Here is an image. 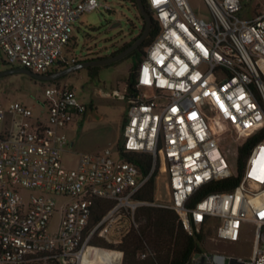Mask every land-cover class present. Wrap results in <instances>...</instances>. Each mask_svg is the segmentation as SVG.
Instances as JSON below:
<instances>
[{
    "label": "built area",
    "instance_id": "1",
    "mask_svg": "<svg viewBox=\"0 0 264 264\" xmlns=\"http://www.w3.org/2000/svg\"><path fill=\"white\" fill-rule=\"evenodd\" d=\"M203 1L209 20L198 18L189 0H146L159 30L124 95L122 153L151 155L153 169L161 158L168 202L136 199L151 173L141 177L118 146L73 150L64 130L83 120L87 106L70 84L48 82L39 113L0 102V121L11 117V128L0 133V264H122L118 246L138 227L136 210L149 205L175 212L190 235L211 230L215 242H238L244 223L257 228L251 257L204 253L188 264H264V7L243 18L240 0ZM100 7L112 10L98 0H0V67L48 75L77 64L84 58L66 57L74 23ZM227 128L237 138L261 139L235 188L191 203L206 185L232 176L218 143ZM67 150L77 156L73 169L62 162ZM22 188L39 194L25 201ZM56 196L68 200L59 230L49 233ZM98 200L112 205L94 223ZM100 240L110 247L92 245ZM96 252H104L97 262Z\"/></svg>",
    "mask_w": 264,
    "mask_h": 264
},
{
    "label": "rangeland",
    "instance_id": "2",
    "mask_svg": "<svg viewBox=\"0 0 264 264\" xmlns=\"http://www.w3.org/2000/svg\"><path fill=\"white\" fill-rule=\"evenodd\" d=\"M101 4H109L111 11H105L102 7L91 12L83 13L74 23L72 33L73 43L66 57L82 59L80 62L95 60L103 56H109L120 46L137 36L142 28V18L139 12L126 0H98ZM242 10L240 16L250 18L256 15L263 7L264 0H240ZM192 11L198 18L209 20L210 11L203 0H189ZM119 23L114 29L110 27ZM131 60L125 59L110 66H95L96 74L91 76L88 70L80 69L68 74L61 82L70 84L79 103L87 106L83 121L74 125L72 129L64 130L69 141L74 142L73 150L80 152H96L105 147L115 151L123 140V130L127 117V100L125 88L131 68ZM6 70L0 67V71ZM48 85L46 81L36 80L25 74H11L0 77V102L4 105L12 102H22L31 107L35 113L41 111V103L46 100L44 89ZM118 92V95H113ZM91 106V109L89 108ZM11 117L7 116L0 121V133L5 128H11ZM222 136L221 144L230 154L231 166L236 164V147L232 148V136H236L232 129L227 128ZM77 156L70 151L62 153V162L68 169L76 165ZM158 167L156 203L169 201V192L165 181L164 167ZM20 196L27 201L30 195H38V191L21 189ZM55 210L49 221L48 232L55 233L59 230L61 221V208L67 202V198L53 197ZM215 221V220H213ZM201 254L225 253L235 257L249 258L253 255V249L257 242V228L252 223H244L240 229L238 242L212 240L213 232L209 230L203 235ZM199 254V255H201ZM195 257V256H194ZM200 257H196L199 261Z\"/></svg>",
    "mask_w": 264,
    "mask_h": 264
},
{
    "label": "trees",
    "instance_id": "3",
    "mask_svg": "<svg viewBox=\"0 0 264 264\" xmlns=\"http://www.w3.org/2000/svg\"><path fill=\"white\" fill-rule=\"evenodd\" d=\"M128 1L137 11L136 0H126ZM145 9L149 12L146 0H142ZM140 14V13H139ZM141 17V15H140ZM145 28L144 23H142V28L137 36L129 40L127 43L123 44L109 56L119 54L120 52L129 48L143 33ZM158 26L152 21V28L149 32L148 37L139 46L138 49L124 57L123 59L114 62L109 65H114L125 59H130L132 64L127 78V85L125 88L126 94L133 91L134 86V75L137 67L142 61L144 55V49L154 40L158 34ZM73 41V38H72ZM109 56H103L102 58H107ZM101 59V58H97ZM89 61V60H87ZM86 62V61H84ZM80 63V62H78ZM65 65H58V68L52 70V73H56L62 69H65ZM97 67L87 68L88 74L93 76L96 74ZM64 78V77H63ZM57 81H60L61 79ZM87 108V107H86ZM91 109V106H89ZM88 109V108H87ZM229 129V128H228ZM226 130L223 134L218 137V143L222 154L228 160L230 169L232 170V176L222 180L210 183L203 187L201 190L196 192L191 203L197 202L203 196L212 192H226L230 191L235 186H237L241 172L245 163V160L252 148V146L261 139V133H257L247 138H237L232 136L231 144L232 148L236 147V164L231 166L229 161L230 155L233 153L231 150L230 154L227 153L221 144L222 136L227 132ZM120 155L127 161L134 164L139 171L141 177H146L150 175L149 179L135 196L137 200L147 202L149 204L156 203V188H157V176L158 167H164L161 158L158 159L154 169H153V159L152 156L145 153H128L123 154L120 145L118 146ZM153 169V171H152ZM164 174L166 175L165 167ZM167 177V176H166ZM112 203L98 200L95 205V213L93 217V222L99 221L103 214L111 207ZM135 220L138 223V227L133 229L128 236L123 240V242L118 246V249L124 253V258L122 264H188L193 260L196 254H201V243L203 241V234H188L181 223L178 221V217L170 209L157 207V206H142L136 210ZM92 245H96L103 248H109L103 241H93ZM150 253L145 259H139L138 254L140 253Z\"/></svg>",
    "mask_w": 264,
    "mask_h": 264
},
{
    "label": "water",
    "instance_id": "4",
    "mask_svg": "<svg viewBox=\"0 0 264 264\" xmlns=\"http://www.w3.org/2000/svg\"><path fill=\"white\" fill-rule=\"evenodd\" d=\"M136 7L138 9V12L141 15V18H142L144 25H145L144 31L141 34V36L129 48L120 52L119 54L109 56L107 58H101V59L89 60L86 62H80V63L74 64L72 66H68L67 68L62 69L56 73H52V74H48V75L35 74V73L30 72L29 70L22 69V68H11V69H6V70L0 71V77L20 73V74H25L31 78L36 79V80L51 82V81H57L60 78H63L65 76H67L68 74L76 72L80 69H86V68L95 67V66L109 65V64H112L114 62H117V61L123 59L124 57H126L127 55H129L130 53H132L133 51H135L136 49L139 48V46L148 37L149 32L152 28L151 15L145 9L144 4L142 3V0H136ZM117 26H119V23H114L110 27V29H114ZM198 256H199V254H196L195 258Z\"/></svg>",
    "mask_w": 264,
    "mask_h": 264
},
{
    "label": "bare ground",
    "instance_id": "5",
    "mask_svg": "<svg viewBox=\"0 0 264 264\" xmlns=\"http://www.w3.org/2000/svg\"><path fill=\"white\" fill-rule=\"evenodd\" d=\"M221 129H222V127H221ZM104 252H96V254H95V256H94V261H98L99 260V257L101 256V255H104L103 254ZM110 256H111V258L113 259V260H115L116 258H118L119 256L116 254V253H111L110 254ZM114 263H115V261H114Z\"/></svg>",
    "mask_w": 264,
    "mask_h": 264
},
{
    "label": "crops",
    "instance_id": "6",
    "mask_svg": "<svg viewBox=\"0 0 264 264\" xmlns=\"http://www.w3.org/2000/svg\"><path fill=\"white\" fill-rule=\"evenodd\" d=\"M83 121V120H82ZM81 121V122H82ZM81 122H79V123H81ZM79 123H76V124H74V125H77V124H79ZM71 126V127H69L68 129H72L73 127H75V126ZM72 143H73V146H74V142L73 141H71ZM165 175V174H164ZM165 177V181H166V185H167V177H166V175L164 176Z\"/></svg>",
    "mask_w": 264,
    "mask_h": 264
}]
</instances>
